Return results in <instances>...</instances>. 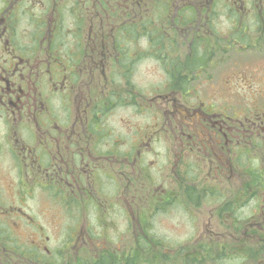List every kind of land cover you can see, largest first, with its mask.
Segmentation results:
<instances>
[{
    "label": "flooded vegetation",
    "instance_id": "obj_1",
    "mask_svg": "<svg viewBox=\"0 0 264 264\" xmlns=\"http://www.w3.org/2000/svg\"><path fill=\"white\" fill-rule=\"evenodd\" d=\"M153 8L167 19L159 22L165 37L147 27ZM129 25L156 49L165 81L175 76L178 89L157 95L181 111L164 131L197 165L180 172L173 193L163 184V196L144 165L132 182L140 149L103 152L112 137L104 119L120 94L102 82L133 75ZM0 163V264H90L85 256L91 264H264V0H0ZM102 168L108 193L124 203L111 216L124 218L116 242L95 225L107 202L95 186ZM77 199L95 211L77 210L88 225L59 226L76 237L48 251L34 218L62 213L39 203ZM135 201L148 209L135 215ZM183 201L196 225L174 229L173 243L157 237L154 219ZM13 216L19 222L6 220Z\"/></svg>",
    "mask_w": 264,
    "mask_h": 264
},
{
    "label": "rangeland",
    "instance_id": "obj_2",
    "mask_svg": "<svg viewBox=\"0 0 264 264\" xmlns=\"http://www.w3.org/2000/svg\"><path fill=\"white\" fill-rule=\"evenodd\" d=\"M116 17L119 19V22L124 21V19L120 18L118 15ZM150 17L153 19L152 24L147 27H149V29L156 30V35L152 34L151 36L157 37V34L159 33L164 34L162 31L163 26H159V22L161 19H163V22L167 20L163 12L159 11V8H153V13L150 15ZM218 17H223L220 10ZM84 18L85 20H83V22L79 25L78 29L81 28L86 32L88 28H91V26L89 25V21L86 19L85 15ZM22 26L25 27L24 24H21L20 27ZM129 26L131 27V25ZM104 28L107 27L104 26ZM121 28H123V26L118 27V29ZM214 28L216 29L215 26ZM131 30L132 33L133 30L135 33L133 49L134 54L136 53L134 59L133 75H131L130 79L128 80L124 78V76H121L120 81L113 80V85L110 84V80L105 78L102 82V87L105 90H107V88H110L113 89L115 93L120 94V96L118 97L119 101L117 102L119 104L115 108L111 109L104 119V123L107 124V126H104V130H108L109 128L112 137L103 139V152H113L114 147L117 151L122 152L129 151L130 147H133V151L140 149L138 152L139 157L136 159L134 165H131V168L132 166H134L135 169L134 178L132 180L133 184L135 182L134 185H136L137 179L139 177L141 178V175L143 174L141 168L144 165L146 169L145 176L147 177L148 182L152 186L159 184L155 187H150L151 190H156V195H161L163 193V184L166 186V190H168L170 193H173L175 189L174 184L176 183L174 182V179L180 176V172H183L184 169L188 172L192 167L194 169L197 167V165L195 164V160L192 159L193 156H191V154H187V152H185L184 150V153L182 154L177 153V142L173 137L172 132H168V120L173 118L174 116H181V111H179L177 108L178 112H171V105L165 103L164 100H159L157 98V95H167V93H169L171 90L178 89L175 83V76L174 74H171L170 79H167V81H165L162 75V71L160 70V68L162 67L161 62L157 58H155V55L153 54L156 49L147 44L148 38H145L141 33L140 25H133V27H131ZM217 31L223 34V30H221L222 32H220L219 27H217ZM125 32L127 31H123L121 33L124 34ZM165 36L166 35L164 34V37ZM200 51H202V48H200ZM223 65L224 61H218L217 63L216 61L213 62V66L223 67ZM187 87H191V89H193V81ZM202 92L205 93L206 89L203 88ZM150 99H152L153 102H151ZM193 99L190 95L188 103L191 104L193 102ZM122 101H124L123 105ZM164 116H166L167 119L165 127L163 119ZM165 129L168 131L165 132ZM104 165L106 166L107 164L105 163ZM100 172L99 173L101 176H98V179L95 178V186H100L98 191H102V197L107 199V202L105 206L99 207L98 205V215L100 216L101 213L105 215L103 221L101 217L95 214L97 216L96 221H98V224L95 225L103 226V228L101 229V232L103 234L102 237H106L109 241L112 240V242H116L118 240L115 237L118 236L114 233V231L121 228L124 218L113 220L111 216H113L114 218L120 216L121 213L117 212L124 211H120L119 209V207L123 206L124 203L118 201L116 199V196L111 197V194L108 193L111 191L110 182L103 178V168L100 170ZM149 178L151 179V181ZM77 195L75 197H77ZM169 196L172 197L173 195L170 194ZM66 200H68V198ZM50 202L51 203H39V208L48 209L51 208V206H55L61 210L62 214L57 215L54 213H48L47 215L43 213L34 218L37 224L44 227L47 231L46 233L42 234V237L44 238V240H46V237H48V240L46 241L49 242L47 243L41 240L40 245H43L46 249H48V251H51L52 248L55 249L59 247L60 244L69 239L70 236H73L74 238L76 237V233H59V226L62 227L88 225L86 221H84V218L79 217V213L77 210L85 209L87 212H95L93 210V207L87 206V201L84 202L80 201L79 199L71 203V205L70 201L69 203H65L63 200H61L60 205L55 201L50 200ZM222 204L223 201H219V204L216 203V205L220 207L222 206ZM186 205L189 206V203H186L185 201H183V203L181 204L173 206L169 205L166 208V210H168L167 215H157V217L154 219V226L156 229H160L161 231H163L162 233L155 232L157 237L164 236L169 242L173 243L180 237L179 233L173 232L174 229H182L184 230V232L191 231V225H196V220L192 221V216L186 213V211L191 210L192 207H187ZM149 206L151 208V205ZM132 209L136 210L135 215H137V212L142 213L148 208L146 204L135 201L132 204ZM69 212H71L70 216L68 215ZM13 218L17 222H19V220L15 216H13L12 218H6V220L11 222L14 220ZM215 219L216 217L214 216L211 220ZM135 220H137V217L135 218ZM20 222L22 225H25L28 221L27 219H24L20 220ZM105 225H107L108 228H104ZM71 229L72 227L68 230ZM63 230L64 229L62 228V231ZM82 243H84L85 245L84 248L92 253L91 250L88 249L91 245L88 243V240L82 241ZM162 250L163 249H161V251ZM87 251H85L81 255H85ZM72 252L73 251L71 249L70 252L67 251L66 259L72 256ZM85 257L88 258V261L91 264L92 257Z\"/></svg>",
    "mask_w": 264,
    "mask_h": 264
}]
</instances>
